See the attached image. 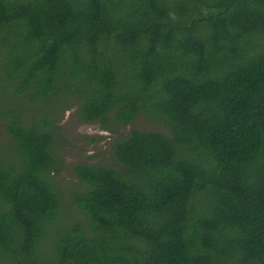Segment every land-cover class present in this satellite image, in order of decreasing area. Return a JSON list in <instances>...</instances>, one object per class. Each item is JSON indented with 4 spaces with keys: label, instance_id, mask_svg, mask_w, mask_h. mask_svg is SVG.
Returning a JSON list of instances; mask_svg holds the SVG:
<instances>
[{
    "label": "trees",
    "instance_id": "1",
    "mask_svg": "<svg viewBox=\"0 0 264 264\" xmlns=\"http://www.w3.org/2000/svg\"><path fill=\"white\" fill-rule=\"evenodd\" d=\"M0 87L167 131L73 168L85 229L59 223L50 120L0 109V264H264V0H0Z\"/></svg>",
    "mask_w": 264,
    "mask_h": 264
},
{
    "label": "rangeland",
    "instance_id": "2",
    "mask_svg": "<svg viewBox=\"0 0 264 264\" xmlns=\"http://www.w3.org/2000/svg\"><path fill=\"white\" fill-rule=\"evenodd\" d=\"M10 95L0 87V109H12L22 116L24 126L36 123L42 126L49 121L52 132V150L54 168L45 176L55 192L61 195L59 223L68 225L79 222L88 228L87 219L73 201L75 194L82 192V184L73 174L76 165L121 167L113 160L111 145L115 139L126 138L133 130L143 132L167 133L164 126L144 115H139L134 122L121 126L116 133L103 128L101 122L82 123L77 116L81 100L68 93L63 94L53 105L17 98L11 101ZM55 100V99H53ZM52 100V101H53ZM112 121V118L109 119ZM115 126V125H114ZM110 128H113L111 126ZM10 138L5 130V120L0 121V157L7 158Z\"/></svg>",
    "mask_w": 264,
    "mask_h": 264
}]
</instances>
